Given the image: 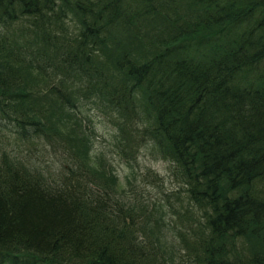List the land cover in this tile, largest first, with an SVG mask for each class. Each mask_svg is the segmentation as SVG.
Returning a JSON list of instances; mask_svg holds the SVG:
<instances>
[{
  "label": "trees",
  "instance_id": "1",
  "mask_svg": "<svg viewBox=\"0 0 264 264\" xmlns=\"http://www.w3.org/2000/svg\"><path fill=\"white\" fill-rule=\"evenodd\" d=\"M92 109L170 161L177 220L89 164ZM0 264H264V0H0Z\"/></svg>",
  "mask_w": 264,
  "mask_h": 264
},
{
  "label": "rangeland",
  "instance_id": "2",
  "mask_svg": "<svg viewBox=\"0 0 264 264\" xmlns=\"http://www.w3.org/2000/svg\"><path fill=\"white\" fill-rule=\"evenodd\" d=\"M87 113L90 116L91 123L89 128L84 129L86 136L92 138L88 142L91 146L90 152L87 153L89 164L102 174L112 178V180L105 179L110 186L116 187L118 198H123L130 205L135 204L134 202L139 198L150 197L158 204L161 203L166 211L164 204L166 198L170 197L171 203L175 204L176 202L173 200L175 197L179 200V207H188L184 205L185 203L188 204L185 191L186 185L174 175L173 165L166 158L160 157L156 147L150 143L140 148L136 147L135 160L129 164L125 163L116 154L117 150H115V140L113 138L114 127L111 128L110 115L99 109H92ZM11 129V127H8L9 133ZM46 147L43 155L40 156L34 148L25 149L20 147L21 154L19 155H22L24 159L30 158L42 167L46 173L54 174L62 165L63 160L58 159L59 157L53 147L48 145ZM12 148L14 151L17 149L14 145ZM179 207L176 203L175 208L178 212L175 211L176 213L173 214L174 220H177L182 213V209ZM166 218L169 220V215ZM166 225L167 223L162 225L161 231Z\"/></svg>",
  "mask_w": 264,
  "mask_h": 264
}]
</instances>
